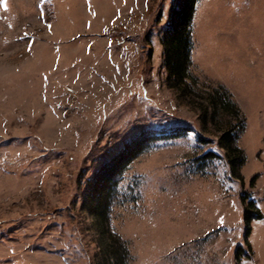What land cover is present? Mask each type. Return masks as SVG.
Listing matches in <instances>:
<instances>
[{
	"label": "rangeland",
	"instance_id": "obj_1",
	"mask_svg": "<svg viewBox=\"0 0 264 264\" xmlns=\"http://www.w3.org/2000/svg\"><path fill=\"white\" fill-rule=\"evenodd\" d=\"M176 2L0 0V264H108L118 246L126 264H264V0H198L180 76ZM181 125L132 161L101 233L89 178Z\"/></svg>",
	"mask_w": 264,
	"mask_h": 264
},
{
	"label": "trees",
	"instance_id": "obj_2",
	"mask_svg": "<svg viewBox=\"0 0 264 264\" xmlns=\"http://www.w3.org/2000/svg\"><path fill=\"white\" fill-rule=\"evenodd\" d=\"M197 2L198 0H185V2L182 4H178L176 2V6L174 5V10L171 16L172 18H175L176 23L179 25V29L177 28L171 35L168 41L169 45L167 44V46H171V52L177 55L178 59L174 61L172 67L174 71L179 74V76L182 73L181 66L183 64L180 58L182 56H188L191 47L189 35L188 33H186L187 31L185 32L184 28L186 26V23L190 25L193 21L194 13L196 12ZM163 51L164 53L162 54L164 58V54H166L164 48ZM188 132L189 128H186L182 125L170 128L163 127L159 129H143L137 134H135L132 138L126 140L123 143L122 147H120L113 156L106 159L96 169V171L87 181V185L84 189V192H82V205L85 209H87V211L91 213V215L96 218V223L101 233H108V211L110 210L115 199H117L119 196V193H117V186L118 184H120L124 173L129 168L132 161L139 155L150 150L152 145H155L160 141H169L172 139H177L179 137H182L183 135H186ZM226 136H229L227 141H232L228 143L227 148L224 151L225 156L230 155L231 161L239 160V163L241 165V163H243V161L245 160V157L243 154V150L239 148L237 143H235L237 134H225L223 137L225 138ZM236 151L242 154L240 155L242 156L240 159L238 158L239 156L235 153ZM207 154L220 156V154L215 151H210ZM231 154H234L235 156H231ZM255 217L260 218L261 214L256 213ZM245 219L246 222H249L252 219V216L249 214L248 206H246L245 209ZM106 227L107 229L104 230V228ZM110 237L111 240H113L112 236ZM110 237L108 236V240ZM109 243L110 241H107L106 245L108 246ZM109 248H113L112 246L108 247V252L111 254V249ZM117 248L118 249L115 255L118 257V259H116L112 263L108 262V264H126V246H122V250L119 246Z\"/></svg>",
	"mask_w": 264,
	"mask_h": 264
}]
</instances>
